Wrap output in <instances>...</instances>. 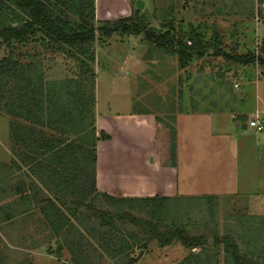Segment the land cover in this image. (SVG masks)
<instances>
[{"label":"rangeland","instance_id":"374dc122","mask_svg":"<svg viewBox=\"0 0 264 264\" xmlns=\"http://www.w3.org/2000/svg\"><path fill=\"white\" fill-rule=\"evenodd\" d=\"M44 1L47 3L49 0ZM141 1L142 6L138 7L137 0H129L130 10L125 15H114L111 19L98 21L94 17L93 20L90 19V22L98 28L108 21L131 16L135 21L146 24V27H153L161 32L170 28V33L175 34V38L181 37L190 45L195 43V48L191 50L186 64L182 66L179 64L177 53L146 39L145 31L125 33L119 30L107 36L97 30L92 43L94 61L91 63L94 71L96 70L95 74L97 70L111 68L112 64L117 65L116 72L131 74L135 110L155 117L157 137L168 142L167 151H170V154L172 142L176 148L175 123L178 112L197 109L226 112L227 115L223 118L226 117L227 120L229 115L232 123L221 120L216 127V131L221 133L213 135V138L207 135L208 139H206L202 130L200 134H196V139L202 136L196 145L200 160L202 158L206 161H216L217 168L229 170L236 160L233 143L232 151L221 155L223 149H218L213 142L219 141V138L223 136L228 138H236L242 134L264 136V129L257 131L246 124L248 117L255 110L264 107V65L257 59L253 62H241L231 58L225 52L241 54L252 52L255 56L264 53L262 49L264 46V0ZM76 6L77 3H74V0H60L57 5L49 4L48 7L54 14L71 23L79 20ZM4 11L6 8L2 10L0 8V14ZM5 15L7 18L10 17L8 13ZM19 23L21 21L14 24ZM191 29L199 34L201 48L198 47L197 42L189 41ZM119 42L123 43L120 46L125 47L127 53L131 52L121 62L119 55L112 56L124 54V51L116 44ZM61 44L63 43L53 39L44 31H37L23 42H8L0 38V57L10 56L22 67H27L29 64L36 65L37 68L42 69L45 80L46 78H65L70 75L77 77L79 74L78 79L83 81L85 88H91L89 72L84 70L80 60L75 57V48L67 45L61 48ZM199 52L202 54L199 55ZM129 62L132 69L128 67ZM110 71L113 72L111 69ZM17 72L14 77L0 75L7 81V85H4L0 91L2 105L0 108V182L2 186L4 185V191L11 193L7 201L9 205L5 209L12 215L2 224L6 238H0V248L7 250L1 255L2 263L6 256L7 264H75L70 250L72 247L85 264H233L225 261L224 244L214 241L217 233L219 235L228 233L236 239L247 258H256L259 264H264V187L255 190L244 189L236 194L225 196L204 193L203 195L208 197L201 200L202 205L198 208L190 206L191 212H184L185 218L180 217L187 221L186 233L195 239L196 245H186L177 237L169 243L162 244L150 234L156 229L163 232L168 230L169 224L159 221L160 216L168 214L165 215L166 210H163L158 216L154 212V207L170 203V200H158L159 202L133 200L123 201L120 204L113 202L92 187V174L85 163V166L79 164L78 168L73 169L68 160L74 158L68 157L65 152L63 157L59 155L45 159L41 157V163L46 161L47 163L44 164L54 167V172L60 169L66 172L69 178L66 186L59 184L52 186L51 182H54L55 178L52 176L53 172L49 175V169L46 173L41 170L42 167L37 171L31 170L36 174V177H32L25 172L24 168V172L30 177L27 179V184L36 189L34 194L38 203L33 202L36 204L33 214L17 215L18 211L14 202H17V197H12L11 191L12 187L16 186V176L20 174L16 173L15 166L16 156L21 153L19 146L22 144L19 141L27 140V137L30 138V135L35 134L38 129L36 135L39 141L55 136V139L65 140L67 144L78 142L75 135H58L38 126L30 127L33 128L32 131L18 135V138L15 134L19 133V129L17 131L15 129L13 136L16 140L9 141L8 124L13 117L5 107H11L8 105L12 98L10 88L14 87L16 90L14 96H18L23 92L24 87V84L19 81L23 78V72L21 70ZM105 74L106 71H100L98 76L101 99L108 95L107 91L113 85L120 86L123 78L120 74ZM83 94L82 102H85L86 91ZM172 126L175 128L174 137L171 135ZM99 134L102 138L110 137L103 129H99ZM10 144L12 150H10ZM219 144L222 145L221 147H226L222 140ZM259 148L262 153L264 147ZM244 153L242 156L247 160L252 156V152ZM170 157L171 155L168 159ZM33 165L36 167L35 163H31L27 168L30 169ZM38 167L40 166L36 168ZM261 168L264 169V163ZM43 198H46V201L39 203L44 200ZM43 204H48V208L55 207L54 213L49 216L52 221L57 217L61 220L59 210L62 211L66 224L60 231L52 228L49 219L41 209ZM105 210H110L115 216L110 225L102 226L100 212ZM174 213L178 214V212ZM7 216L5 214L4 217ZM250 223L260 226L258 228L260 237L254 245L255 249L250 246L253 242V237L248 231L249 226H247ZM140 250L142 253L137 257ZM251 250H254L256 257L252 256ZM201 251L203 255L208 253L201 262H195L193 258L184 261L186 257Z\"/></svg>","mask_w":264,"mask_h":264},{"label":"trees","instance_id":"16d2710c","mask_svg":"<svg viewBox=\"0 0 264 264\" xmlns=\"http://www.w3.org/2000/svg\"><path fill=\"white\" fill-rule=\"evenodd\" d=\"M58 1L60 0H49L47 3L44 0H0L1 10L6 8V11L0 14V38L3 41L8 42H23L29 36L34 35L37 31H44L53 39L63 43L61 44V48H65L64 45H67L70 48H75V57L80 60L82 66H84V70L89 72V78L92 82L91 88H85L83 81L78 79L79 74L77 77L68 76L62 79L45 80V75H43L44 73L42 69L37 68L36 65L29 64L27 67H22L17 60H14L10 56H4L0 57V75L4 74L6 76L14 77L18 73L17 71L21 70L23 72V78L19 81L24 84V87L22 88L23 92L18 96H14L16 93L15 88H10V96H12V98L8 102V105L11 107L7 106L5 109L14 116H20L25 119H29L32 122H37L48 128L50 127L60 131V135L69 133V135L77 136L76 141L78 142L74 144L70 142L71 140H69V144H67L68 142L65 140H57L55 139V136L52 138H45L46 141H44L41 146L43 151H49L48 149H53L54 147L56 148L55 150H50V152H53L51 154L46 155L44 153L45 156L42 158L45 159L52 156L57 157L58 155L63 157L66 152L68 157L73 156L74 158L72 160H68L72 164L73 169L78 168L79 164L83 166L85 163L92 174V187H94L96 191L98 190L106 195L107 198L111 199L113 202H118L120 204V202L123 201L133 200H170V203L162 204V206L160 204L154 207V212L158 216L163 210H166L165 215H168H163L164 217L160 216L159 221L162 223H168V230L165 232L160 231L159 229L153 230L150 234L151 237L157 238L162 244L169 243L174 237H177L186 245L195 246L197 242L194 238L188 236L185 230L188 223L184 220V212H191L189 207L192 205L193 207H200V205H202L201 200L208 197V195L117 196L106 191H101L96 187V141L100 138V135H97L96 133L93 114L95 99V71L91 65L92 61H94L92 43L95 39V32L97 30L107 36H110L113 32L119 30L125 33H139L145 31L144 35L146 39L154 41L160 47L177 53L178 62L181 66L186 64L187 59L191 55V50L195 48V43L190 45L187 44V41H184L181 37L175 38V34L170 33V28L161 32L153 27H146V24L135 21L131 16H123L117 20L108 21L96 28L94 24L90 22V19L93 20L95 17V0H74V3H77L76 13L79 20L70 23L69 21L60 18L49 9V4L57 5ZM6 13L10 14L9 18L6 17ZM17 21H21V23L18 25L14 24ZM191 40H193V42H197L199 48L202 47L199 34L194 29H191L189 32V41ZM262 49L264 52V46ZM225 53L231 58L241 62H253L257 59L259 63L264 65V53L260 54V56H255L252 52L242 54ZM201 54L202 52H199V55ZM4 85H7V81L0 77V91ZM85 91L87 94V100L82 102L83 93H85ZM24 95H26L25 98H22ZM0 108H2L1 101ZM27 131L28 128L26 129L24 127H20L18 134L13 133L17 137L18 135L26 134ZM174 132L175 128L172 126L171 135L173 137ZM107 137L108 136L105 138ZM172 143L170 148L171 157L169 159V162L171 163H173L175 159V147ZM42 158L36 159L33 162L29 159L30 164L35 163L36 167L40 166L36 168L33 165L31 169L37 171L42 167L41 170L44 173H46V170L49 169L50 171L47 170L49 175L53 172L52 176L55 178L54 182H51L53 183L52 186H57L58 184L66 186L69 183L68 174L63 172L62 169L54 172V167L44 164L47 163L46 161L41 163ZM27 183L28 182L22 181L21 184L17 183L15 187H12L11 192L19 193L20 203L21 205H24L19 208L21 210L18 211L17 215L20 214L29 216L31 213L33 214V211L36 209V204H32L33 200L34 202L37 200L34 194L36 189L31 188ZM43 199L44 200L39 201V203L46 201V198ZM54 208L53 206L48 208V204H43L41 207L47 219H49L50 214L52 216L54 213ZM186 208H188V210ZM169 210H171V212H169ZM59 211L61 213L59 214L61 216V220L57 217L52 221L50 217L49 221L54 230L60 231L66 224V220L62 217V211ZM174 212H178V214H175ZM7 215L6 219L12 217L11 213H7ZM114 216L115 214L110 210L101 211V225H110ZM168 217H170V219H168ZM180 217L184 218L181 219ZM247 226H249L248 231L250 232L251 237H253V242L250 243V246L255 249L254 245L260 237L258 232V228L260 226L253 223L247 224ZM214 241L215 243L222 242L224 244L226 262L230 261L233 264H259L256 261V258L250 259L246 257L245 252L241 250L239 243L231 234L224 233L219 235L217 233ZM70 250L75 264H85L72 247ZM251 254L253 257H256L254 250H251ZM204 256L207 257L208 253L203 255V252L201 251L200 253L192 254L190 257H186L184 261H188L190 258H193L195 262H201Z\"/></svg>","mask_w":264,"mask_h":264},{"label":"crops","instance_id":"0c3cea01","mask_svg":"<svg viewBox=\"0 0 264 264\" xmlns=\"http://www.w3.org/2000/svg\"><path fill=\"white\" fill-rule=\"evenodd\" d=\"M128 5L129 0H95V18L98 21L111 19L114 15H125L130 10ZM120 43L116 44L118 46L123 44ZM108 46L111 47V45ZM121 50L124 51L122 56L120 54L112 55L115 57L119 55L120 62L131 53L130 51L127 53L125 47ZM116 67V64H112L111 68L106 67L103 70H97L95 74L93 114L96 133L100 135L99 129H103L110 136L108 138L100 137L96 141L95 180L96 187L99 190L114 195H198L207 193L225 196L236 194L244 189L255 190L264 187V169L261 168L264 163V148H262V153H260L259 148L264 147V136H246L244 134L236 138L223 136V138H219V141L213 142L218 146V149H223L221 155L229 154L232 151L231 145L233 143L236 160L234 166H231L227 171L217 168L216 161H206L202 158L200 160V157L197 156L196 143L200 142L202 136L200 135L199 139H196V134H200L203 130V136L208 139V137L213 138V135L221 133V131H216V127L219 126L221 120L232 123L229 115L227 120L226 117L223 118L227 115L226 112L203 109L178 112L175 123L177 132L175 159L173 163L169 162L168 142L164 141L165 139L161 140L159 136L157 137L155 117L152 114L140 113L135 110L132 95V76L128 73L116 72ZM128 67L132 69L130 62ZM100 71H106L105 75L120 74L123 76L122 84L117 87L113 85L107 91L108 95L103 96L102 99L99 97L98 84ZM10 115L13 119L11 118L12 120L8 124L9 141L15 140L13 132L15 129L16 131L17 129L20 130V127L32 131L33 128L30 127L38 126L46 128L51 133L61 134L60 131L32 122L29 119ZM37 133L38 129L30 138L27 137V140L19 141L22 144L19 146L21 147V153L16 156L17 163H15V166L16 173L20 174L16 176L17 182L15 184L28 181L27 179L30 177L25 172H28L32 177H36V174L31 171L33 169L27 168L30 165L28 159L33 162L45 156L44 153L46 155L53 153L50 150L56 148L43 151L41 146L46 140L39 141ZM64 135H69V133H64ZM220 140L225 142L226 147H221ZM9 147L12 150L11 144ZM245 151L247 154L252 152V156L248 160L242 156ZM208 164L209 169H207ZM219 166L223 168L222 165ZM24 168L26 169L25 172ZM16 173L14 174L17 175ZM3 186L0 182V215L7 211V209L5 211V208L9 205L7 202L8 197H11L10 191L9 193L5 192ZM15 196L17 197V202L14 201L17 207L16 211H20L19 208L24 205H21L18 201L19 193H12V197ZM33 202L34 200L32 201L34 205L37 200ZM10 209L12 210V208ZM5 214L0 217V238L4 239L6 233L3 232L2 224L8 221L4 217ZM3 251L6 252L7 250L0 248V264H7L6 256L2 263L3 258L1 255H3Z\"/></svg>","mask_w":264,"mask_h":264},{"label":"built area","instance_id":"2783aa9c","mask_svg":"<svg viewBox=\"0 0 264 264\" xmlns=\"http://www.w3.org/2000/svg\"><path fill=\"white\" fill-rule=\"evenodd\" d=\"M264 107L261 109L255 110L247 119V124L251 127H254L257 131L264 129Z\"/></svg>","mask_w":264,"mask_h":264},{"label":"water","instance_id":"95a60500","mask_svg":"<svg viewBox=\"0 0 264 264\" xmlns=\"http://www.w3.org/2000/svg\"><path fill=\"white\" fill-rule=\"evenodd\" d=\"M142 3L143 2L141 0H137V2H136L138 7L142 6ZM141 253H142V250H140V252L138 253L137 257H139L141 255Z\"/></svg>","mask_w":264,"mask_h":264}]
</instances>
